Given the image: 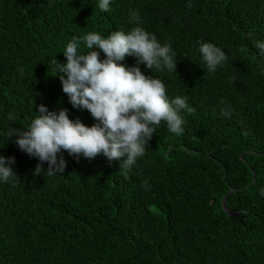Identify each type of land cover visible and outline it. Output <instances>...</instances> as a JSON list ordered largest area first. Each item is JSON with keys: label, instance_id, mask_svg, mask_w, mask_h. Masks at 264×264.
<instances>
[{"label": "trees", "instance_id": "16d2710c", "mask_svg": "<svg viewBox=\"0 0 264 264\" xmlns=\"http://www.w3.org/2000/svg\"><path fill=\"white\" fill-rule=\"evenodd\" d=\"M98 4L0 0V155L15 157L19 176L0 181V264H264V54L255 47L264 42V0H110L108 12ZM133 11L176 54V71L139 67L195 109L182 111L183 134L162 122L127 179L120 161L66 151L62 174L34 175L40 161L7 138L9 129L27 128L41 104L95 123L69 102L52 61L66 63L74 36L128 32ZM202 41L228 57L214 73ZM78 51H87L83 41Z\"/></svg>", "mask_w": 264, "mask_h": 264}, {"label": "clouds", "instance_id": "9594fccd", "mask_svg": "<svg viewBox=\"0 0 264 264\" xmlns=\"http://www.w3.org/2000/svg\"><path fill=\"white\" fill-rule=\"evenodd\" d=\"M191 6L189 3L188 7ZM98 7L103 12L110 11V0H99ZM140 19L138 11L130 12V21L135 26L128 32L115 30L107 37L98 32H88L80 38L74 36L62 51L66 63L52 61L58 68L62 91L69 102L74 108L88 110L95 123L87 126L79 119H70L66 108L49 111L41 104L36 111L38 115L27 128L11 127L7 138L17 136L15 143L20 150L40 161L34 175L62 174L67 162L58 153L66 151L77 158L91 160L102 154L110 164L120 161L119 172L127 179L162 122L169 132L183 134L186 121L182 111L191 114L195 109L188 105L187 97L177 95L169 99L162 80L145 75L139 67L144 64L147 69L158 72L176 71V54L170 43L162 44L155 34L140 26ZM81 41L86 45V52L78 51ZM255 47L264 54V42L255 41ZM240 51L246 52L247 48L242 47ZM199 52L208 73L216 72L228 60L226 53L214 43L200 42ZM126 56L135 57L136 64L120 63ZM234 80L233 76L229 82ZM221 115L230 117L231 110L222 108ZM14 119L9 113L8 120ZM243 135L249 133L245 131ZM44 162L48 164L46 170ZM14 163V156L0 155V181L11 180L14 185L19 180L10 166ZM142 186L146 190L150 187L147 180ZM260 195L264 196V188L260 189Z\"/></svg>", "mask_w": 264, "mask_h": 264}, {"label": "water", "instance_id": "95a60500", "mask_svg": "<svg viewBox=\"0 0 264 264\" xmlns=\"http://www.w3.org/2000/svg\"><path fill=\"white\" fill-rule=\"evenodd\" d=\"M253 174H254V172H253ZM225 198H226V196L222 200V206H223L224 210L227 211V208H226V205H225ZM210 202L212 203V201H210ZM231 214H233V213H231Z\"/></svg>", "mask_w": 264, "mask_h": 264}]
</instances>
